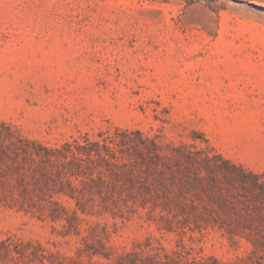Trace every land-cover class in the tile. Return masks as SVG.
Returning a JSON list of instances; mask_svg holds the SVG:
<instances>
[{
    "label": "rangeland",
    "instance_id": "374dc122",
    "mask_svg": "<svg viewBox=\"0 0 264 264\" xmlns=\"http://www.w3.org/2000/svg\"><path fill=\"white\" fill-rule=\"evenodd\" d=\"M0 264H264V0H0Z\"/></svg>",
    "mask_w": 264,
    "mask_h": 264
},
{
    "label": "trees",
    "instance_id": "16d2710c",
    "mask_svg": "<svg viewBox=\"0 0 264 264\" xmlns=\"http://www.w3.org/2000/svg\"><path fill=\"white\" fill-rule=\"evenodd\" d=\"M213 157L219 159V160L222 161L224 164H226L228 167H233V165L229 164V162L226 161L225 159H223L220 155H218V154H214Z\"/></svg>",
    "mask_w": 264,
    "mask_h": 264
}]
</instances>
